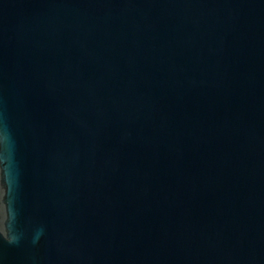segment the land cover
Instances as JSON below:
<instances>
[{
  "label": "water",
  "instance_id": "obj_1",
  "mask_svg": "<svg viewBox=\"0 0 264 264\" xmlns=\"http://www.w3.org/2000/svg\"><path fill=\"white\" fill-rule=\"evenodd\" d=\"M0 264H264V0H0Z\"/></svg>",
  "mask_w": 264,
  "mask_h": 264
}]
</instances>
